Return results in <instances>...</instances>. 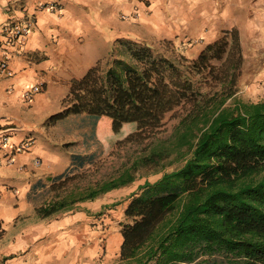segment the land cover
<instances>
[{"label": "trees", "instance_id": "1", "mask_svg": "<svg viewBox=\"0 0 264 264\" xmlns=\"http://www.w3.org/2000/svg\"><path fill=\"white\" fill-rule=\"evenodd\" d=\"M241 60L237 42L225 37L186 64L145 43L118 39L110 58L74 79L62 109L49 116L51 126L71 115L96 116V137L108 151L141 142L166 113L191 103L168 139L77 198L93 200L129 184L140 168H156L171 155L183 161L129 197L124 214L133 222L121 229L119 247L125 264H186L199 249L223 250L238 257L237 264H264V101L234 98L224 105L236 92ZM205 71L222 84L220 91L196 89L191 76ZM65 201L54 200L38 213L64 209Z\"/></svg>", "mask_w": 264, "mask_h": 264}, {"label": "crops", "instance_id": "2", "mask_svg": "<svg viewBox=\"0 0 264 264\" xmlns=\"http://www.w3.org/2000/svg\"><path fill=\"white\" fill-rule=\"evenodd\" d=\"M12 21H29L30 30L0 50L11 70L0 74V142L8 135V145L34 143L9 162L0 145V264H90L97 254L85 211H70L66 201L48 216L38 208L59 199L47 192L66 166L48 118L114 40L182 36L207 45L225 37L237 42L243 66L264 68V0H0V26Z\"/></svg>", "mask_w": 264, "mask_h": 264}, {"label": "rangeland", "instance_id": "3", "mask_svg": "<svg viewBox=\"0 0 264 264\" xmlns=\"http://www.w3.org/2000/svg\"><path fill=\"white\" fill-rule=\"evenodd\" d=\"M122 38L145 43L155 53L168 57L179 64L188 63L205 47L202 43L192 39H190L191 42H184L182 36L169 39L153 38L148 42L129 37ZM122 38H117L110 43L106 53L98 61L104 64L110 58L112 49L117 45V40ZM211 62L219 66L221 61L212 60ZM259 72H264V68L243 66L241 60L239 74L236 78V92L234 97L227 99L224 105H233L234 98L243 101H264V79L256 80V75ZM191 77L199 92L213 93L221 90L222 84L214 81L211 78L212 75L208 74L207 71L193 74ZM61 107H63V101ZM190 107L189 101L182 102L166 113L160 127L153 131L150 136L142 139L141 142L113 147L108 151H104L96 137V116L89 114L71 115L58 123L56 130L61 136V138H57L59 140L58 150L60 156H64L66 166L64 172L53 180V186L48 190L47 198L51 196L64 198L66 203L71 205L68 208L70 211L82 210L86 212L89 219L86 224L91 236L89 243H98L99 246V250L97 254L92 256L90 264H125L119 255V247L115 246L113 241L116 235L121 236V229L125 224L133 222L132 218H128L124 214L129 197L132 193L139 192V186L145 181H155L164 172L181 166L183 161H176L171 155L156 168H140L136 172L134 180L129 184L110 189L93 200L80 201L77 198L89 189L98 187L100 183L116 177L125 166L130 165L137 155L148 152L150 146L168 139ZM79 202L83 203L84 207L80 204L77 205ZM237 261L238 257L223 250L201 253L199 249L193 260L186 264H237Z\"/></svg>", "mask_w": 264, "mask_h": 264}, {"label": "built area", "instance_id": "4", "mask_svg": "<svg viewBox=\"0 0 264 264\" xmlns=\"http://www.w3.org/2000/svg\"><path fill=\"white\" fill-rule=\"evenodd\" d=\"M29 30H30L29 21L25 23L12 21L9 23L2 24L0 26V50L2 49L3 45H14L16 41L27 35ZM8 58H9L8 52L4 50L3 58L0 59V74H4V75L11 74V70L8 66ZM36 90L37 88L36 86H34V88H32L30 91H27L25 95L27 96L28 99H30L32 93ZM0 143H1L0 145L7 146L8 148L7 155L9 156V158L7 159V161L9 162L12 160V155L14 153L29 150L32 147L34 141L33 139L28 138L18 144L8 145L7 144L8 135H3ZM38 162L39 160H36V163ZM1 228H2V224L0 221V230Z\"/></svg>", "mask_w": 264, "mask_h": 264}]
</instances>
